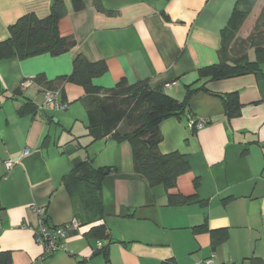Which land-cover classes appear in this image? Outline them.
Listing matches in <instances>:
<instances>
[{"label":"crops","instance_id":"0c3cea01","mask_svg":"<svg viewBox=\"0 0 264 264\" xmlns=\"http://www.w3.org/2000/svg\"><path fill=\"white\" fill-rule=\"evenodd\" d=\"M237 2L97 0L76 13L66 0L58 31L74 39L71 51L0 61V162L14 163L9 171L0 164V252L11 253L10 264H195L211 255L216 264H264V62L258 74L217 81L198 75L222 60H256L252 44L243 42L252 33L249 21L220 55ZM51 4L0 0V42L24 15L47 17ZM77 55L104 63L106 72L92 80L103 90L120 80L146 81L180 102L189 91L205 90L192 94L180 118L159 124V153L186 157L190 171L177 187L195 193V200L168 205L161 185L150 187L134 174L128 142L93 141L87 111L97 109L102 96L55 82L71 74ZM38 76L45 83H37ZM49 82L64 110L41 109ZM231 93L240 114L228 119L222 97ZM191 119L206 125L192 129ZM116 131L127 128L120 123ZM83 162L108 174L97 217L82 222L64 179ZM40 218L50 227L80 223L65 239L66 252L46 255L34 242L29 227L37 228ZM99 227L105 235L92 232ZM212 232L222 234L213 238Z\"/></svg>","mask_w":264,"mask_h":264},{"label":"trees","instance_id":"16d2710c","mask_svg":"<svg viewBox=\"0 0 264 264\" xmlns=\"http://www.w3.org/2000/svg\"><path fill=\"white\" fill-rule=\"evenodd\" d=\"M65 1L52 0L49 14L45 18L40 19L33 14H27L10 25L7 28L8 38L0 42V61L25 60L41 55L58 57L71 51L76 45L74 39L63 37L58 31V22L66 14ZM68 1L72 11L76 13L84 11L88 2L97 4V0ZM258 1L238 0L220 50L221 56L227 55L236 34L245 22H250L251 14L256 11L251 21L252 33L243 41L252 44L256 60L245 62L243 56L234 60L233 64H227L222 60L218 65L199 70L200 78L217 81L260 73L259 65L264 62V42L261 37L264 36L253 35V31L264 27V5L259 7L263 0ZM105 72L104 63H90L81 55H77L73 60L71 74L58 78L55 82L78 85L86 93L102 96L100 106L87 111L89 135L93 137V141L110 136L116 142H128L133 149L134 174L150 187L161 185L165 189L168 205L181 206L195 200V193L184 195L177 187L179 178L190 171L186 157L177 152L168 155L159 153L158 145L161 141L159 124L170 118H180L192 94L198 90H205L201 88L189 91L180 102L161 90L151 89L146 81L130 85L125 80H120L108 90L93 86L92 80ZM35 80L39 84L45 83L42 76L36 77ZM54 83H46L47 89L53 90ZM222 98L227 118L238 117L240 104L237 93ZM120 123L127 128L126 132L116 131ZM107 174L108 170H95L83 162L65 177L64 186L73 196L75 206L78 208L76 211L80 212L82 222L97 217L96 212L101 207L98 191ZM192 183V188L196 190L198 185L196 179ZM92 232L104 234L105 230L99 227ZM211 234L216 238L218 234L221 236L222 232ZM11 261L10 252H0V264H10Z\"/></svg>","mask_w":264,"mask_h":264},{"label":"built area","instance_id":"2783aa9c","mask_svg":"<svg viewBox=\"0 0 264 264\" xmlns=\"http://www.w3.org/2000/svg\"><path fill=\"white\" fill-rule=\"evenodd\" d=\"M25 87L26 84H23ZM166 87H169V85H166ZM66 104L62 103L60 101L59 92L53 91V90H46L44 92V102L41 106V109L44 110H64L66 108ZM190 128L195 130H201L205 127L206 121L203 119H191L189 120ZM27 152H25L26 154ZM0 164H3V166L9 171L13 167V161L7 160L0 162ZM36 214H43V209L41 208H35L33 209ZM38 226L37 228L29 227V230L33 234L34 242L37 245H40L44 253L46 255H52L57 252H66V249L64 247V242L67 236L70 232L77 230L80 226V223L73 219L71 222L63 224L61 226L56 227H50L48 226L43 218H40L38 220ZM26 227H23L25 229ZM98 249L102 248L101 243H97ZM195 264H216L214 261V255H211L210 257L195 263Z\"/></svg>","mask_w":264,"mask_h":264},{"label":"rangeland","instance_id":"374dc122","mask_svg":"<svg viewBox=\"0 0 264 264\" xmlns=\"http://www.w3.org/2000/svg\"><path fill=\"white\" fill-rule=\"evenodd\" d=\"M260 1V0H259ZM258 1V2H259ZM257 2V3H258ZM264 5V0L263 1H261L260 2V5H259V7L261 6V5ZM254 13V14H253ZM252 14H251V16H250V22L249 23H251V21H252V19H253V16L256 14V11H254ZM253 35H258L259 37H261V36H264V27H261L259 30H257V31H253ZM261 39H263V42H264V37H261Z\"/></svg>","mask_w":264,"mask_h":264}]
</instances>
